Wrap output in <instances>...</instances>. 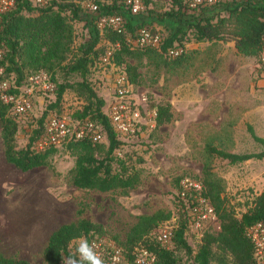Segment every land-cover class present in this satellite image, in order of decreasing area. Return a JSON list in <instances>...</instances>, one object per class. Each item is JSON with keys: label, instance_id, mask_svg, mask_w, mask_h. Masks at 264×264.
I'll use <instances>...</instances> for the list:
<instances>
[{"label": "trees", "instance_id": "obj_1", "mask_svg": "<svg viewBox=\"0 0 264 264\" xmlns=\"http://www.w3.org/2000/svg\"><path fill=\"white\" fill-rule=\"evenodd\" d=\"M87 1L97 6V16L85 11L83 5ZM189 1L169 0L168 8L159 15L167 24L164 32L150 29L143 20L137 22L142 10L136 15H127L124 0H41V3L15 0L8 11L0 14V67L4 77L19 86L27 76L44 72L54 89L52 92L35 91L31 98L32 109L25 116L13 115L9 105L0 103L4 161L20 172L49 167L51 155L57 148L64 147L74 157L69 172L72 187L99 193L118 190L122 195L134 189L140 181L138 166L143 163V158L134 150L123 151L124 140L134 131L147 127L139 124L129 134L119 136L107 118L104 102L95 94L89 79L94 71L111 73L109 65H101L105 50H111V63L117 72H123L135 86L137 67L129 60L137 63L144 59L154 68L174 72L189 63L191 56L186 48L189 44L232 42L236 55L254 60L264 48V0H223L194 8L188 7ZM112 14L124 18L123 31L117 34L109 29L98 30L97 18ZM143 16L153 17L149 10H145ZM74 22H82L85 30L78 44L75 43ZM140 28L159 34L161 39L156 48H135L127 42ZM169 49H180V52L171 57L167 54ZM254 72L252 70L253 76L257 74ZM57 75L60 82H57ZM66 91L80 101L78 108L67 117L60 111ZM146 107L155 111L154 128L170 121L169 105L148 104ZM36 110L38 116L33 114ZM51 114L72 121L85 119L92 122L99 129L101 141L71 139L59 147L36 151L35 143L43 134L46 118ZM22 125L26 127V141L23 147L16 148L15 135ZM246 130L262 147L261 152L234 154L211 146H206L205 152L229 164L264 158V139L255 136L250 127ZM196 180L202 184L203 194L213 208L217 230L213 227L195 239L187 228L189 205L179 196L177 186L172 212L156 210L149 215H139L124 240L113 245L129 260L133 247L142 246L155 255V264H179L178 254L184 255L192 264H256L246 229L256 223L264 225V190L240 196L244 200L237 202L235 207L242 206V210L236 212L230 199L222 195L221 181L209 170L204 169L202 178ZM80 215L81 212L76 211V216ZM170 219L174 220V228L169 243L165 246L151 239L150 233ZM102 235L100 225L82 218L59 225L46 239L41 252L43 264H61L65 258L73 257L69 247L81 236L91 241L103 239ZM107 251L104 247L105 256ZM0 264L29 263L0 253Z\"/></svg>", "mask_w": 264, "mask_h": 264}, {"label": "rangeland", "instance_id": "obj_2", "mask_svg": "<svg viewBox=\"0 0 264 264\" xmlns=\"http://www.w3.org/2000/svg\"><path fill=\"white\" fill-rule=\"evenodd\" d=\"M139 2L142 11L137 22L143 20L150 29L165 32L167 24L159 15L168 8L169 0ZM145 10L152 12V19L143 16ZM82 26V22L73 24L76 44L85 33ZM186 48L191 59L174 72L154 68L144 59L128 61L137 67L133 93H143L147 105H169L171 119L158 128L136 130L124 140L123 151L134 150L143 158L138 166L139 184L126 195L118 190L99 193L72 187L69 172L74 157L64 147L51 155L49 167L26 172L0 158L3 256L43 264L41 252L48 235L59 225L79 218L100 225L103 239L121 242L139 215L156 210L172 212L179 181L202 178L204 169L221 181L222 195L234 207L243 202L240 196L264 190V158L229 164L205 152L206 146L234 154L262 151L246 130L250 127L255 136L264 139V80H252L251 71H258L257 58L236 55L232 42L189 44ZM108 74L98 70L89 77L95 94L104 102L103 109L110 96ZM60 80L57 75V82ZM79 104L66 91L60 111L67 117ZM33 114L38 116L39 111ZM25 131L22 125L16 133V148L24 146ZM241 210L242 206L235 207L236 212ZM77 243L70 245L71 254H75ZM177 256L179 264H192L184 255Z\"/></svg>", "mask_w": 264, "mask_h": 264}, {"label": "built area", "instance_id": "obj_3", "mask_svg": "<svg viewBox=\"0 0 264 264\" xmlns=\"http://www.w3.org/2000/svg\"><path fill=\"white\" fill-rule=\"evenodd\" d=\"M15 0H0V14L8 11ZM34 3H41V0H30ZM223 0H190L189 8L196 6H211ZM125 13L136 15L141 10L139 0H124ZM86 12L98 15L97 6L87 1L83 5ZM124 18L121 15L112 14L99 16L96 20L98 30L109 29L119 34L123 31ZM160 36L157 32L140 28L133 38L127 42L135 48H156L160 43ZM180 49H169L167 54L176 56ZM2 51L0 49V59ZM111 50L107 48L101 57V65H109L111 73L107 75L110 80V96L106 106V115L115 132L124 136L133 131L137 125H144L145 128L154 127V109H147V99L143 93L134 94L133 86L129 83L126 75L118 71L111 63ZM258 71L257 78L264 80V48L257 57ZM53 84L44 72H38L26 77L16 86L5 79L3 69L0 67V103L9 105L13 115H27L32 109L31 98L35 91L52 92ZM39 105L41 101L38 102ZM87 139L92 143L101 141L102 136L96 125L88 120H69L65 117L49 115L46 118L43 134L35 143L34 149L42 151L47 147H59L69 140ZM179 196L186 201L188 206L189 222L187 228L195 239H198L206 231H211L217 220L212 206L203 194L202 184L190 178H183L178 184ZM174 220L162 222L152 233L150 238L161 245H167L172 237ZM246 237L252 245L253 256L256 264H264V225L256 223L246 229ZM104 260V264H155V255L143 248L135 246L131 250V260L124 256L122 250L105 239H94L89 241ZM104 247L108 248L107 255L103 254Z\"/></svg>", "mask_w": 264, "mask_h": 264}, {"label": "clouds", "instance_id": "obj_4", "mask_svg": "<svg viewBox=\"0 0 264 264\" xmlns=\"http://www.w3.org/2000/svg\"><path fill=\"white\" fill-rule=\"evenodd\" d=\"M64 264H104V260L90 244L86 237L78 238V243L73 257L68 258Z\"/></svg>", "mask_w": 264, "mask_h": 264}, {"label": "crops", "instance_id": "obj_5", "mask_svg": "<svg viewBox=\"0 0 264 264\" xmlns=\"http://www.w3.org/2000/svg\"><path fill=\"white\" fill-rule=\"evenodd\" d=\"M251 71H252V70H251ZM252 76H253V74H252ZM255 77H256V78H255ZM252 80H260V79L257 78V75H254L253 78H252ZM0 151L3 152V148H2V144H1V142H0ZM2 152H0V158H2L3 161H4V158H3Z\"/></svg>", "mask_w": 264, "mask_h": 264}]
</instances>
